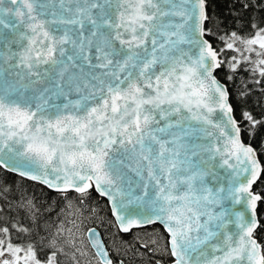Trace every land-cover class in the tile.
I'll return each mask as SVG.
<instances>
[{
  "label": "snow or ice",
  "instance_id": "6c2138e0",
  "mask_svg": "<svg viewBox=\"0 0 264 264\" xmlns=\"http://www.w3.org/2000/svg\"><path fill=\"white\" fill-rule=\"evenodd\" d=\"M236 3L230 29L209 0H0V169L63 200L0 177V264H136L150 225L172 264H264V4Z\"/></svg>",
  "mask_w": 264,
  "mask_h": 264
},
{
  "label": "trees",
  "instance_id": "16d2710c",
  "mask_svg": "<svg viewBox=\"0 0 264 264\" xmlns=\"http://www.w3.org/2000/svg\"><path fill=\"white\" fill-rule=\"evenodd\" d=\"M256 3L258 4H264V0H256ZM210 4V15L212 18V23L209 24V27H213L216 23H221V26L223 27L224 24L228 26L230 29H234L239 26V24H233V19L236 15H239L243 13L244 15H248L247 10L240 9L236 3V0H209ZM251 15L259 17L261 15H264V13L261 12L260 8H256L253 10ZM259 97V93L256 94V97L253 98V101H250V106L254 105L255 99ZM244 140L246 142H250L247 137H244ZM253 143V146H257V142L251 141ZM259 158L264 166V155H261L258 150ZM0 177H6L9 182H18L22 183L23 186L27 189L29 195L36 196L39 200L45 201L48 204H51L53 201H56L61 206H63V200L62 195L57 193L54 190L48 189L46 186L40 185L38 182L30 181L27 179L21 180V178L15 174L5 173L3 169H0ZM253 191L256 193H260L262 196H264V172L261 173L260 178L256 181V183L253 185ZM85 203H88L87 201ZM107 201L103 198L98 197L95 193H93V198L90 204V207L96 208L99 211V215L104 218L105 221L108 219H111L110 213H108L107 208L105 207ZM257 213L259 216V226L255 232L256 237L258 240H260L261 243H264V200L258 201L257 206ZM92 219V218H91ZM96 225L100 228L102 231V234L104 236L105 240H111L112 237L115 235L116 229L107 223L101 224L99 221L96 223H93V221L87 223V227ZM155 229V231H154ZM141 232H146L151 238H157L159 237L162 240V246L158 245V252L156 255H152L151 253H148L143 260H137L136 264H154L155 261L159 260L161 261V264H170L172 261L171 257L168 256H161L160 253L163 252L165 240L161 236V234L164 232L163 228H161L159 225H150L146 226L143 229H133L131 234H125L123 236V239L129 242H132L134 240V237H138L141 239V241H145L147 237H142ZM115 247V245H113ZM124 246L121 245V248ZM141 251H144L141 249ZM115 260L124 258L126 260L127 264V258L126 257H113ZM117 258V259H116Z\"/></svg>",
  "mask_w": 264,
  "mask_h": 264
},
{
  "label": "rangeland",
  "instance_id": "374dc122",
  "mask_svg": "<svg viewBox=\"0 0 264 264\" xmlns=\"http://www.w3.org/2000/svg\"><path fill=\"white\" fill-rule=\"evenodd\" d=\"M85 217H86V220H85V226L87 227V223H88V222H91L92 219H91V217L89 216V214H88L87 212H85ZM145 233H146V232H143V233L141 232V236H142V237H146V236H145ZM147 234H148V233H147ZM86 236H87V235H86V232H85V238H86ZM148 236H149V235H148ZM157 238H158V237H157ZM154 239H156V238H154ZM159 245H161V246L163 245V244H162V240H161L160 238H159ZM93 264H95V261L93 262Z\"/></svg>",
  "mask_w": 264,
  "mask_h": 264
},
{
  "label": "water",
  "instance_id": "95a60500",
  "mask_svg": "<svg viewBox=\"0 0 264 264\" xmlns=\"http://www.w3.org/2000/svg\"><path fill=\"white\" fill-rule=\"evenodd\" d=\"M245 143H249V142H246V141H245ZM257 155H258V152H257ZM258 158H259V155H258ZM259 159H260V158H259ZM260 162H261V160H260ZM261 165L263 166L262 162H261ZM253 192H254V191H253ZM254 193H256V192H254ZM257 206H258V203H257ZM256 215H257V219L259 220V216H258L257 210H256ZM90 227H96L97 231H98V232H101V234H102V231L100 230V228H99L98 226L93 225V226H90ZM86 235H87V233H86ZM102 236H103V234H102ZM103 237H104V236H103ZM257 239H258V238H257ZM170 264H172V261L170 262Z\"/></svg>",
  "mask_w": 264,
  "mask_h": 264
},
{
  "label": "flooded vegetation",
  "instance_id": "af4514ba",
  "mask_svg": "<svg viewBox=\"0 0 264 264\" xmlns=\"http://www.w3.org/2000/svg\"><path fill=\"white\" fill-rule=\"evenodd\" d=\"M114 259V258H113ZM117 259V258H116ZM114 262H115V259H114Z\"/></svg>",
  "mask_w": 264,
  "mask_h": 264
}]
</instances>
